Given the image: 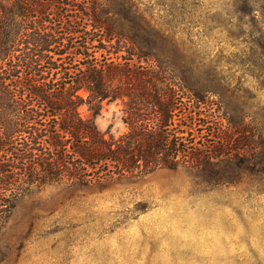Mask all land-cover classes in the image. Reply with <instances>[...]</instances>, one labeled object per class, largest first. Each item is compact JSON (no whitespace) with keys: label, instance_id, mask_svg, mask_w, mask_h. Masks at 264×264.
<instances>
[{"label":"trees","instance_id":"16d2710c","mask_svg":"<svg viewBox=\"0 0 264 264\" xmlns=\"http://www.w3.org/2000/svg\"><path fill=\"white\" fill-rule=\"evenodd\" d=\"M142 4L0 0V228L18 198L46 186L180 166L213 177L249 156L230 147L216 90L190 81L172 27ZM119 99L129 131L118 138L79 112Z\"/></svg>","mask_w":264,"mask_h":264},{"label":"rangeland","instance_id":"374dc122","mask_svg":"<svg viewBox=\"0 0 264 264\" xmlns=\"http://www.w3.org/2000/svg\"><path fill=\"white\" fill-rule=\"evenodd\" d=\"M142 3L172 27L190 81L216 90L235 155L249 156L213 177L180 166L32 191L0 228V264H264V0ZM123 107L79 112L118 138L129 131ZM214 127H201L202 142Z\"/></svg>","mask_w":264,"mask_h":264}]
</instances>
